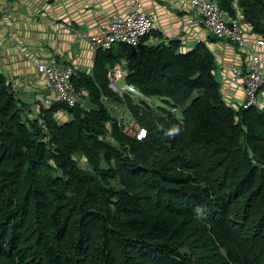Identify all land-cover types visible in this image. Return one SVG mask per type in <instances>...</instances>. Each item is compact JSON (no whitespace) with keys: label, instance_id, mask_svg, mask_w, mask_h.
Segmentation results:
<instances>
[{"label":"trees","instance_id":"1","mask_svg":"<svg viewBox=\"0 0 264 264\" xmlns=\"http://www.w3.org/2000/svg\"><path fill=\"white\" fill-rule=\"evenodd\" d=\"M215 1L264 39V0ZM143 39L97 50L73 106L31 113L0 71V264H264V101L228 102L205 44ZM122 59L135 99L108 86Z\"/></svg>","mask_w":264,"mask_h":264},{"label":"crops","instance_id":"2","mask_svg":"<svg viewBox=\"0 0 264 264\" xmlns=\"http://www.w3.org/2000/svg\"><path fill=\"white\" fill-rule=\"evenodd\" d=\"M127 6L128 0H0V71L20 93L23 86L26 96L39 99L47 93L51 95L38 81L41 76L34 63L73 64L77 72L91 74L96 51L84 34H91L110 15L125 13ZM143 8L156 19V29L144 37L143 44L177 40L179 52L192 49L199 42L205 44L215 56L214 75L224 98L232 105L240 104L243 82L240 75L231 73V68L245 71L255 54L264 70V43L258 45L262 37L241 24L239 14L245 47L212 35L192 12L189 0H143ZM119 63L126 68L125 59ZM120 82L123 85L125 80Z\"/></svg>","mask_w":264,"mask_h":264},{"label":"built area","instance_id":"3","mask_svg":"<svg viewBox=\"0 0 264 264\" xmlns=\"http://www.w3.org/2000/svg\"><path fill=\"white\" fill-rule=\"evenodd\" d=\"M189 5L199 21L216 38H228L239 47H245L246 39L244 30L236 18H231L220 9L215 0H189ZM156 29L154 14L143 8V0H128L125 13H114L108 19L99 24L95 30L86 36L89 45L95 50L108 49L114 44H126L134 50L140 49L142 39ZM262 45L264 41H257ZM29 56V52H26ZM37 73L44 82V88L51 92L50 101H60L68 106H73L86 95L84 89H78L72 78L76 73L73 64L58 65L52 61L34 63ZM127 70L122 63H116L107 70L108 86L120 96L127 93L133 97L141 95L138 89L130 83L121 86L118 81L125 80ZM231 73L240 75L243 82V99L240 102L244 108L259 104V94L264 84V71L261 60L257 55H252L245 71L239 68H231ZM104 103L122 127V130L137 139L145 137L146 129L133 119L125 104L110 102L103 97Z\"/></svg>","mask_w":264,"mask_h":264},{"label":"rangeland","instance_id":"4","mask_svg":"<svg viewBox=\"0 0 264 264\" xmlns=\"http://www.w3.org/2000/svg\"><path fill=\"white\" fill-rule=\"evenodd\" d=\"M255 55V54H254ZM262 64V63H261ZM262 70H263V65H262ZM264 71V70H263ZM217 77V76H216ZM218 78V77H217ZM38 81H42L41 79L40 80H38ZM20 83V82H19ZM43 83V87H45L44 86V82H42ZM41 83V84H42ZM118 83V85L119 86H121V83L122 82H120V81H118L117 82ZM22 89H23V86L21 87ZM22 89H21V93H20V95H21V97L23 98V100L27 103V107L29 108V109H31L32 111H31V113H37V109H38V106L40 105V104H47V103H49V102H52V101H50L51 100V95L49 94V93H47V95L46 96H44V95H42V96H39V99H36V98H33V97H29V96H26L25 95V93L26 92H22ZM140 96V95H139ZM135 99V98H134ZM42 100H43V102H42ZM81 100H82V97H81ZM81 100H80V102H81ZM156 101V103L158 104V105H160V106H164V107H166V105L165 104H162L160 101H157V100H155ZM259 102H262V101H264V92H261L260 94H259V100H258ZM154 109V108H153ZM172 112H179L178 111V109H172ZM58 120H61V119H65L66 117H67V115L66 114H64L62 111H60L59 113H58ZM197 155V154H196ZM77 158H78V163H80V165H86V161H85V159L82 157V156H76Z\"/></svg>","mask_w":264,"mask_h":264},{"label":"clouds","instance_id":"5","mask_svg":"<svg viewBox=\"0 0 264 264\" xmlns=\"http://www.w3.org/2000/svg\"><path fill=\"white\" fill-rule=\"evenodd\" d=\"M179 131V129L178 128H172L171 130H170V132H169V134H173V133H176V132H178Z\"/></svg>","mask_w":264,"mask_h":264}]
</instances>
